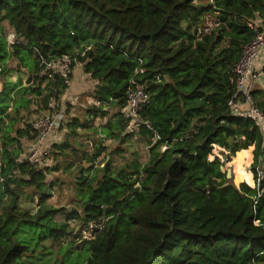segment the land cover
<instances>
[{
	"label": "trees",
	"instance_id": "1",
	"mask_svg": "<svg viewBox=\"0 0 264 264\" xmlns=\"http://www.w3.org/2000/svg\"><path fill=\"white\" fill-rule=\"evenodd\" d=\"M208 20L217 25L200 32ZM263 29L264 0H0V264H264V130L231 105L244 46ZM63 55L96 83L89 112L107 117L110 139L132 135L123 109L143 84L150 102L141 116L153 128L139 133L155 141L145 163L82 167L80 208L70 210L49 201V175L61 167L29 163L25 148L51 99L63 103L64 78L39 75L43 59ZM14 61L28 69L27 85L7 79ZM252 97L264 114V75ZM91 124L68 123L75 134ZM252 145L255 186L244 164ZM71 147L66 139L53 151ZM217 147L228 158L238 152L235 179L250 184L227 176ZM96 149L83 155L88 163L107 150L103 139ZM29 190L35 212L22 206ZM71 220L83 227L74 235L82 248L71 240L55 263L47 242L72 235Z\"/></svg>",
	"mask_w": 264,
	"mask_h": 264
},
{
	"label": "rangeland",
	"instance_id": "2",
	"mask_svg": "<svg viewBox=\"0 0 264 264\" xmlns=\"http://www.w3.org/2000/svg\"><path fill=\"white\" fill-rule=\"evenodd\" d=\"M202 1V0H198ZM205 1V0H203ZM15 68L17 65H19L16 61L12 64ZM77 66L82 67L81 63H79ZM83 68V67H82ZM22 69V72L13 71L12 73V79L19 80L21 78H25L22 80V82H26L28 75L24 73ZM1 77V76H0ZM2 80V78H1ZM73 80V76L71 77L70 81ZM88 83L85 86V92L81 93L79 97H77V103L73 105L71 102L68 101L66 95L61 98L62 102H65V105L68 109V117L69 122L72 118H78L80 121H85L87 118H84L85 115L90 114L89 109L94 105L95 101L91 94V81L90 79L86 80ZM2 83V82H1ZM28 84V83H27ZM73 84V81L71 82ZM72 86V85H71ZM89 89V90H86ZM97 102V101H96ZM88 121V120H87ZM105 119L102 117H98V119L95 120V127L96 128H84V127H78L77 134L72 133L71 129L67 123L66 126L62 128L61 132V141L68 140L72 143V145L75 147V151L78 153L76 154L74 150H66L62 154H58V156H55L54 151L48 155V158L45 159V165H50V167H61L58 169V171L53 170L51 174L49 175V179L51 181H54L55 188L53 191V197L50 198V203H52L55 206H66L69 210L73 208H80V205L78 204L79 199L76 197V188H77V180L79 175H81V169L82 167H88L91 165H94L95 169H103L105 165L108 162L113 163V167L116 169L121 168H129L130 165L133 163V161H138L145 163L150 158V148L153 146V139L149 138L147 135H143L142 133L139 134H132L126 138L119 137V139H110L106 137L105 134H102L101 131L98 129V126L100 124L105 123ZM20 124V123H19ZM98 129V131H97ZM125 135V134H124ZM103 139L104 144L107 146V151L103 152L99 158L96 159V162H93V164L88 163L86 159L83 157L84 152L85 154L92 155L95 151L97 152V145L99 144V141ZM54 145V144H53ZM53 148V147H52ZM250 155L246 159L248 161H245L246 168L251 171L252 173V179L254 178V172L252 170V165L254 162V146H250ZM223 149L220 150L218 147L214 150V155L219 156L221 160H224V171L230 170V177L235 182L236 185H240L243 183V180L241 182H237L235 179L236 177V160L235 155H232L230 158L226 156L223 152ZM83 152V153H82ZM228 151H226L227 153ZM212 157V156H211ZM212 157V158H213ZM248 167H251L249 169ZM129 170V169H128ZM249 183V182H248ZM250 184V183H249ZM256 180L253 184H250L252 186H255ZM35 190H29V193L23 192L22 193V206H24L27 209H30L31 211L35 212L37 210V200L38 196H34V200L31 199L33 197V193ZM60 218L63 219L64 217L60 215ZM70 225L74 229V232L72 235H68L67 237L60 240V242L52 244L51 242H47V245L52 247L53 253L50 255L52 256V261L60 262L62 259L65 258V253L69 248V242L71 240H74L75 245V252L81 250L82 243L81 238L78 239L74 238V235L80 233V229H83L78 221L71 220ZM80 235V234H79Z\"/></svg>",
	"mask_w": 264,
	"mask_h": 264
},
{
	"label": "built area",
	"instance_id": "3",
	"mask_svg": "<svg viewBox=\"0 0 264 264\" xmlns=\"http://www.w3.org/2000/svg\"><path fill=\"white\" fill-rule=\"evenodd\" d=\"M215 2L216 0H209ZM214 25H217L215 20L207 21L205 26H202L200 32H208ZM6 40L10 43L16 41L15 32H10L6 36ZM264 29L257 31L256 38L249 44L244 46L241 54V59L235 69L236 73V91L231 101L233 112L239 115L251 116L255 118L264 130V114L256 107L255 100L252 97V90L256 83L264 75ZM80 62L76 56L63 55L56 57L50 61L43 59L45 65L41 71L40 76H56L60 74L64 81L67 82L68 87L71 86V76L77 65ZM127 106L123 109V116L127 119L128 124L125 133L139 134L142 126L152 129L153 126L150 121L142 118L141 113L150 102V95L146 91L143 84L138 83L128 93ZM100 102L98 101L97 104ZM50 109L48 113L38 117L34 120V129L38 131L37 138L31 143L26 160L29 163L38 165V163H45V159L51 152V143H49V136L53 131L60 129L67 120V108L63 102L56 107L55 102L50 101ZM166 146H163L165 149ZM90 232L84 231L83 237L90 236Z\"/></svg>",
	"mask_w": 264,
	"mask_h": 264
},
{
	"label": "crops",
	"instance_id": "4",
	"mask_svg": "<svg viewBox=\"0 0 264 264\" xmlns=\"http://www.w3.org/2000/svg\"><path fill=\"white\" fill-rule=\"evenodd\" d=\"M264 56V55H263ZM263 59V63H264V57L262 58ZM20 70L18 71L17 70V68H15V70H12L11 72H9L7 75H8V80H11V81H13V82H15V81H21L22 82V80L21 79H25L24 77L23 78H21V79H19V80H14V79H12V73H13V71H17V72H22V69L23 70H26V71H24V73L25 74H27L28 75V69L27 68H25V67H23L22 65L20 66ZM73 84H71L72 86H70V87H68L67 88V90H66V92H65V95H66V97H67V99H68V101L69 102H71L73 105H75L77 102V97H79V95H81V93H83V92H85L84 90H85V86L87 85V79H89V76L84 72V69L82 68V67H80V66H77L76 68H75V70H74V72H73ZM27 79H28V77H27ZM26 79V80H27ZM4 79L2 78V80H1V77H0V92L2 91V89H3V87H4V81H3ZM91 81V80H90ZM2 82V83H1ZM24 85H27V81L26 82H22ZM90 87H91V94H92V92H93V90H94V88L96 87V83L95 82H93V81H91V84H90ZM86 90H89V89H86ZM64 96V95H63ZM65 103V102H64ZM90 113V112H89ZM98 117H100V116H98ZM98 117H92V115L91 114H87V115H85L84 116V118H87V120H88V122H92V124L89 126V127H84V128H89V129H91V128H96L95 127V120L96 119H98ZM105 119V120H107V117H102V119ZM86 120V121H87ZM69 122V117H68V115H67V120H66V123L63 125V127L64 126H66L67 125V123ZM105 124H107V121H105V123H102V124H100V126H98V129L101 131V133L102 134H105L104 133V130H105V128L103 127V126H105ZM62 127V128H63ZM62 128H60V129H57V130H55V131H53L52 132V134L49 136V143H51L52 145H51V148L53 147V144H55V143H60V144H62L63 142H60L61 141V139H60V137H61V130H62ZM108 128V127H107ZM98 129H97V131H98ZM127 134V133H126ZM68 141H69V139H68ZM25 143V142H24ZM70 143V142H69ZM26 145H25V148H29L30 146H31V141L28 143L27 141H26V143H25ZM71 145H72V143H71ZM75 149V147L72 145V147L70 148V150H74ZM52 150H53V148L51 149V152H52ZM67 150H69V149H67ZM103 151H107L106 149H104ZM50 152V153H51ZM74 152L77 154L78 152L77 151H75L74 150ZM84 152V154H85V152H87V151H83ZM82 152V153H83ZM100 157V156H99Z\"/></svg>",
	"mask_w": 264,
	"mask_h": 264
},
{
	"label": "water",
	"instance_id": "5",
	"mask_svg": "<svg viewBox=\"0 0 264 264\" xmlns=\"http://www.w3.org/2000/svg\"><path fill=\"white\" fill-rule=\"evenodd\" d=\"M224 167V166H223ZM249 169H251V167H248ZM227 171V176L230 177V170H226ZM254 180V179H253ZM255 181V180H254ZM246 182H249L246 180Z\"/></svg>",
	"mask_w": 264,
	"mask_h": 264
}]
</instances>
